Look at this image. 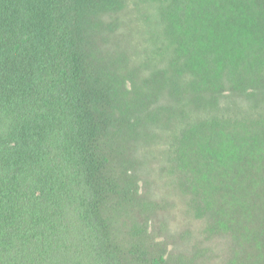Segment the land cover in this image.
I'll return each mask as SVG.
<instances>
[{
	"label": "trees",
	"instance_id": "obj_1",
	"mask_svg": "<svg viewBox=\"0 0 264 264\" xmlns=\"http://www.w3.org/2000/svg\"><path fill=\"white\" fill-rule=\"evenodd\" d=\"M125 4L0 0V264H264V0L161 5L173 54L140 82L106 42ZM188 119L167 150L219 253L174 244L139 157Z\"/></svg>",
	"mask_w": 264,
	"mask_h": 264
},
{
	"label": "rangeland",
	"instance_id": "obj_2",
	"mask_svg": "<svg viewBox=\"0 0 264 264\" xmlns=\"http://www.w3.org/2000/svg\"><path fill=\"white\" fill-rule=\"evenodd\" d=\"M171 1L126 0L124 9L112 16L116 26H113L109 34L107 47L110 52L124 54L129 69L135 70V67H140L137 76L139 82L155 68L167 64L162 58V52L166 59L173 54L170 40L164 33L168 19L161 10V5H167ZM229 109L231 112H228L227 116L231 115L233 121L241 119L246 114L233 104L229 105ZM219 114L222 115V112ZM204 117L206 114L201 113L200 118ZM242 121L247 120L242 119ZM187 126L189 119L176 122L174 125L164 122L162 126L153 127L157 136L153 135L150 145L140 148L139 157L143 163L146 162L147 191L154 200L161 203L160 221L165 222L168 235H174L176 238L174 244L180 247V250L189 251L191 243L189 237L191 241L197 238L205 243L207 237L202 232L205 221L201 217L196 218L189 210V182L183 171L173 168L174 155L167 150L175 136H180L182 128ZM206 244L213 247L214 252H220L221 244L216 236L208 238ZM221 246L225 247L224 243ZM218 261L219 259L215 257L205 264H217Z\"/></svg>",
	"mask_w": 264,
	"mask_h": 264
}]
</instances>
